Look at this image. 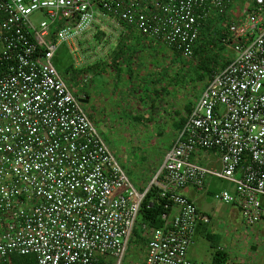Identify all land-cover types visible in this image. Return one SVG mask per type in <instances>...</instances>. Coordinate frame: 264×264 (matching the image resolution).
<instances>
[{
	"label": "built area",
	"instance_id": "obj_1",
	"mask_svg": "<svg viewBox=\"0 0 264 264\" xmlns=\"http://www.w3.org/2000/svg\"><path fill=\"white\" fill-rule=\"evenodd\" d=\"M34 12L48 20L33 25ZM227 14L221 40L237 55L211 76L146 188L176 212L162 214L143 264H203L188 249L208 216L178 190L211 178L234 185L215 199L264 226V0H0V264L13 254L121 264L144 195L53 65L59 43L109 16L190 57L204 21ZM206 151L217 167L199 163Z\"/></svg>",
	"mask_w": 264,
	"mask_h": 264
},
{
	"label": "rangeland",
	"instance_id": "obj_2",
	"mask_svg": "<svg viewBox=\"0 0 264 264\" xmlns=\"http://www.w3.org/2000/svg\"><path fill=\"white\" fill-rule=\"evenodd\" d=\"M97 18L100 22L96 32L99 31L97 33L101 36L96 37V33L92 38L91 28L86 35L59 43L52 63L73 94L85 98L87 102L81 103L85 112L134 189L141 192L151 183L166 151L177 138L180 118L186 114L185 108L193 106L199 98L211 69L214 67L218 71L224 60H232L237 55L232 46L234 40L229 43L220 40V32L226 29L227 18L217 21L213 29L209 28L211 32L201 31L190 57L177 52L174 55L172 52L169 62L162 56L157 65V75L149 79L147 86L139 83L135 92L136 86L128 83L138 78L135 68L121 69L120 78L124 83L114 84L118 76L113 72V64H105L108 63L105 57L119 40L118 27L112 24L114 19L109 16ZM47 20L40 12H34L30 17L32 24L37 26ZM198 47L202 50L206 47L209 59L204 65L201 56L205 53L198 51ZM92 56L100 65L93 79ZM105 78L111 84H104ZM92 91L96 95L94 101ZM134 93L141 98L137 101L138 107L135 106ZM197 160L202 165H210L204 154ZM211 181L212 193L194 190L193 198H197L196 203L205 206L210 212L212 218L208 230L217 238L216 246L219 243L222 247L224 264H264V226L247 225L233 205L215 199V193L222 190L232 192V183L215 178H211ZM201 194L206 198L203 202ZM260 199L264 205V197ZM135 230L125 247L121 264H141L144 242L139 235H145L146 230H140L137 224ZM196 241L198 244L203 242L202 262L216 264L212 258L214 250L209 242L202 237L196 238Z\"/></svg>",
	"mask_w": 264,
	"mask_h": 264
},
{
	"label": "crops",
	"instance_id": "obj_3",
	"mask_svg": "<svg viewBox=\"0 0 264 264\" xmlns=\"http://www.w3.org/2000/svg\"><path fill=\"white\" fill-rule=\"evenodd\" d=\"M112 24L114 26L118 27L119 40H117L115 47L111 50V53L105 57V61H108V63H105V64L106 65H110V64L114 65V71L113 72H115L116 75L118 76L117 80L114 81V84H117V85L124 83L123 79L120 78L121 69L125 68L127 70H131V69L135 68L136 70H138V72L136 74L138 76V78H136L133 81L130 80L128 82L129 84H131V86H133V87L136 86L135 87L136 88L135 92H136L138 90L137 85L139 83H142V84L147 86V84H149V82H150L149 79L157 75L156 74L157 67H158L157 65H158V63L161 62L160 61L161 57L164 56V58H166L165 61L171 62V58H170V56L172 55L171 53L174 52V55H175L176 51L174 48L167 47L166 45H164L158 41L151 40L147 37L142 36L137 30H135L133 28H130V27H127L124 25H118L117 22L115 21V19L113 20ZM98 25L99 24L96 23L93 26V30L89 29L83 35L88 34L92 30V38H93V35L95 36V34L97 32H99V31L96 32V28L99 27ZM98 36H101V35H99V33H97L96 37H98ZM101 64H103V62H101ZM99 69H100V65L97 63V61H94V56H92V79L94 78V75L97 74ZM130 74H132V72H130ZM208 80H209V77H208ZM208 80H207L206 84L208 83ZM103 83L104 84H111V81H109L108 79L105 78L103 80ZM206 84H205V86H206ZM145 88L146 87H144V89ZM77 96H79V95H77ZM94 99H96V95L95 94L93 95V91H92V101H94ZM140 99L141 98H139L136 95V93H134V100H135V106L136 107H138L137 101ZM204 153H201V154H204ZM204 155H205V158H208L209 162H210V165L206 164L207 167H210V166L217 167L218 166V161H217L218 155L213 154V152H211V151H206V153ZM202 157H203V155L200 156V154H199L198 158H202ZM210 182L212 183L211 179H209V186H206L205 189H202V190H197V189H194L192 187H185V188L178 190L179 194L184 195L190 201H193L194 204L196 205V207L199 209V211H201L203 214H206L208 216V219H209V221L207 223H204V222L199 220L198 224L196 225L193 243L190 245V247L188 249L189 259L192 261H195V262H200V263H203L202 262L203 251L201 249L203 246V242L200 241V244H198L196 241V238L202 237V238L206 239L209 242V246H210V240H208V238H211V240H213L214 242L217 241V238L214 237V234L209 232V230H208V226H209L211 218H212L209 210L205 206H203L201 204L198 205L196 203L197 198L196 199L193 198V195H194L193 191L195 190V191L200 192V191L206 190L205 194L212 193L213 190L210 188L211 187ZM233 189H234V185H233ZM204 196H205L204 194H201V197H202L201 201L202 202L205 201V199H206ZM237 211L240 214L238 209H237ZM175 212H176V209H171L170 216ZM153 229H155V228H152V229L147 230L145 232L146 239L144 241V252H143L141 264H143V262H144V259L146 256V247H147L146 245H147V242L150 238V235H151ZM140 238H142V237L140 236ZM129 240H130V238H129ZM217 247L219 250H222V247H220L219 243H218ZM204 248L207 249L206 247H204Z\"/></svg>",
	"mask_w": 264,
	"mask_h": 264
},
{
	"label": "trees",
	"instance_id": "obj_4",
	"mask_svg": "<svg viewBox=\"0 0 264 264\" xmlns=\"http://www.w3.org/2000/svg\"><path fill=\"white\" fill-rule=\"evenodd\" d=\"M227 17L225 16H211L208 17L205 21L204 24L201 27V31L202 30H207L210 31L209 28L213 29V24L215 26V23L217 21H222L225 20ZM200 31V34H201ZM211 32V31H210ZM217 32V30H216ZM220 40L222 38H224L227 35V30H221L220 32ZM198 37V40L200 39V35ZM215 42V41H214ZM197 44V42H196ZM200 47H198V51H201L202 49H199ZM206 48V47H205ZM203 49L201 52L205 53V55L203 54L201 56L202 58V64H206L205 62L207 61V59H209L208 57V53L206 49ZM177 54H180V51L176 50ZM229 62V60H224V63L221 64V68L223 66H225L227 63ZM219 67V68H220ZM220 68V69H221ZM217 72V70L213 67L211 69L210 75H209V79L211 78V76ZM209 81V80H208ZM192 105L188 106L187 108H185L187 111L185 112L186 114H184V116H181L180 118V126L179 128L181 129V127L184 124V121L186 119V115L191 111L192 109ZM179 129V130H180ZM147 187H144L141 189L140 193L144 192V195L140 201L139 204V208H138V213L135 219V223L132 229V233L136 232L135 230V225H139L140 226V230H150L152 228H159L164 224V220L162 219V214L166 213L169 214L171 212L172 207L169 205L168 207H165V204L168 203L167 200L165 198H162L160 195V190L157 188V186H155L154 184L150 185V187L146 190ZM168 204H171L170 202ZM148 228V229H147ZM142 238L141 240L144 242L146 239V235H140ZM208 240H210V246L213 247V262L216 264H224L225 262V257L222 255V250H219L218 247L216 246L215 242L213 240H211V238H208ZM10 264H35V258L33 255L31 254H25V255H18V254H13L11 256L10 259Z\"/></svg>",
	"mask_w": 264,
	"mask_h": 264
},
{
	"label": "water",
	"instance_id": "obj_5",
	"mask_svg": "<svg viewBox=\"0 0 264 264\" xmlns=\"http://www.w3.org/2000/svg\"><path fill=\"white\" fill-rule=\"evenodd\" d=\"M79 101L81 102V103H86L87 101L85 100V98H83V97H79Z\"/></svg>",
	"mask_w": 264,
	"mask_h": 264
}]
</instances>
